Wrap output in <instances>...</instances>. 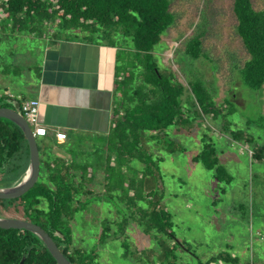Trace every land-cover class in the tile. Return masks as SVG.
I'll return each mask as SVG.
<instances>
[{
    "label": "trees",
    "instance_id": "16d2710c",
    "mask_svg": "<svg viewBox=\"0 0 264 264\" xmlns=\"http://www.w3.org/2000/svg\"><path fill=\"white\" fill-rule=\"evenodd\" d=\"M170 5V0H0L1 46L7 40L17 43L25 37L43 41L73 36L88 42L104 40L118 48L116 101L111 127L100 149L102 169L96 168L97 162H77L70 150L69 162L57 156L44 162L40 182L24 195L0 200V216L39 225L71 264H96L98 244L105 245L111 236L123 249L120 258L128 259L131 253L134 261L141 264H176L174 251L179 243L172 231L171 216L162 203L159 153H182L185 148L170 137L171 131L188 134L200 121H220V132L248 146L253 162L264 160V144H258L249 132L259 121L247 119L244 129L232 128L229 117L237 112L235 104L226 99L224 105H217L195 65L193 68L195 61L207 57L202 51L206 21L184 41L183 51L176 54V62L187 67V72L183 70L189 75L187 87L173 71L159 65L153 51L161 35L174 24ZM231 8L236 34L247 54L242 66L237 67L239 82L256 91L264 85V7L255 8L253 0H232ZM13 63H19V59ZM16 69L14 76L22 75L23 66ZM2 74L9 79L13 75L9 71ZM11 100L2 93L0 107L13 108ZM23 100L14 98L16 102ZM206 138L203 132L202 146L192 161L202 163L228 184L232 177L219 164L215 147ZM28 158L22 131L0 118V187L21 177ZM97 183L105 187L100 193L89 189ZM93 202L110 204L118 218L101 220L98 243L86 250L73 245L71 221L88 211ZM130 222L137 224L145 235H152L156 246L128 251L126 230ZM22 258L23 264H56L34 234L23 229H0V264H18ZM218 261L238 263L237 258L221 252L197 264Z\"/></svg>",
    "mask_w": 264,
    "mask_h": 264
},
{
    "label": "rangeland",
    "instance_id": "374dc122",
    "mask_svg": "<svg viewBox=\"0 0 264 264\" xmlns=\"http://www.w3.org/2000/svg\"><path fill=\"white\" fill-rule=\"evenodd\" d=\"M170 1L174 24L161 35L153 51L159 65L173 71L176 79L187 87L189 75L186 76L184 72H187V67L180 61L176 62V59L183 51L184 41L206 21L202 51L207 57L195 61L193 68L195 65L217 105H224L226 99L235 104L237 112L229 117L232 128L244 129L247 119L259 121V125H252L249 132L258 144H264V85L253 91L239 82L237 67L242 66L247 54L236 34L232 0ZM253 3L257 9L264 7V0H253ZM69 38L74 39L73 36ZM6 43L0 45V74L5 71L13 74L25 62L29 63L31 70L29 77L34 76V69L42 66L44 45L30 37L17 43L13 40ZM16 58L19 63H13ZM6 63L13 64L4 67ZM221 124L220 121L212 124L204 120L188 134L171 131L170 137L179 142L185 152L159 153L162 156L159 166L164 189L162 203L171 216L172 231L179 243L174 251L176 264L205 262L221 252L237 258V264H264V160L261 163L253 162L249 147L232 141L228 134L220 132ZM203 132L207 134L206 140L215 147L219 164L232 177L228 184L226 179H217L215 173L207 170L202 163L192 161L202 146L200 137ZM94 142L89 138H75L69 148L76 155L77 162L95 159L101 164V150L97 149L102 147ZM36 143L42 176L44 162L52 161L54 156H60V151H66L68 147H60L59 142L41 137L36 138ZM104 188L89 189H97L95 192L100 193ZM239 205H243V211H238ZM105 218H118L112 206L105 202L91 203L88 211L81 212L71 221L73 245L89 250L98 243L103 228L100 222ZM126 235L130 252L156 246L153 236L145 235L134 222L127 225ZM111 237L105 245L98 244L96 264H141L134 261L131 253L128 259L120 258L123 249ZM215 264L226 263L218 261Z\"/></svg>",
    "mask_w": 264,
    "mask_h": 264
},
{
    "label": "crops",
    "instance_id": "0c3cea01",
    "mask_svg": "<svg viewBox=\"0 0 264 264\" xmlns=\"http://www.w3.org/2000/svg\"><path fill=\"white\" fill-rule=\"evenodd\" d=\"M39 42L44 45L42 66L34 69L32 77L25 62L23 69H27L20 76L13 74L9 79L0 74V95L4 93L12 103L16 102L14 98L36 99L39 124L47 129V135L41 138L59 142L60 147L67 145L68 149L57 157L69 162V146L76 137L92 139L103 147L116 101L118 48L104 40L88 42L81 38L49 37ZM56 132L65 133L66 139H56ZM97 165L102 169L100 163ZM97 184L93 187L102 186Z\"/></svg>",
    "mask_w": 264,
    "mask_h": 264
},
{
    "label": "water",
    "instance_id": "95a60500",
    "mask_svg": "<svg viewBox=\"0 0 264 264\" xmlns=\"http://www.w3.org/2000/svg\"><path fill=\"white\" fill-rule=\"evenodd\" d=\"M19 105V102H14L13 108L0 107V118L11 121L22 131L29 150L28 165L19 179L10 185L0 187V200L15 199L24 195L38 181L40 174V157L36 138L33 136L31 127L19 112ZM0 229L26 230L34 234L44 244L56 264H71L59 251L48 233L37 224L18 218L0 216ZM23 260L22 258L18 264H23Z\"/></svg>",
    "mask_w": 264,
    "mask_h": 264
},
{
    "label": "built area",
    "instance_id": "2783aa9c",
    "mask_svg": "<svg viewBox=\"0 0 264 264\" xmlns=\"http://www.w3.org/2000/svg\"><path fill=\"white\" fill-rule=\"evenodd\" d=\"M38 107L39 102L31 98L23 100L19 105L20 113L31 127L35 138L47 135V129L41 126L38 121ZM55 136L58 140L66 139V134L62 132H56Z\"/></svg>",
    "mask_w": 264,
    "mask_h": 264
},
{
    "label": "flooded vegetation",
    "instance_id": "af4514ba",
    "mask_svg": "<svg viewBox=\"0 0 264 264\" xmlns=\"http://www.w3.org/2000/svg\"><path fill=\"white\" fill-rule=\"evenodd\" d=\"M2 187V186H1Z\"/></svg>",
    "mask_w": 264,
    "mask_h": 264
}]
</instances>
